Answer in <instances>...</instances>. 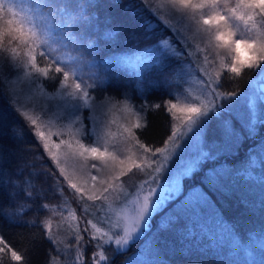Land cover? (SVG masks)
Masks as SVG:
<instances>
[{"label":"trees","instance_id":"obj_1","mask_svg":"<svg viewBox=\"0 0 264 264\" xmlns=\"http://www.w3.org/2000/svg\"><path fill=\"white\" fill-rule=\"evenodd\" d=\"M44 2L60 5L65 2L77 4L81 0ZM96 3L97 7L92 11L99 16V31L89 29L85 33V39L81 40L85 49L89 42L94 45L92 55H86L71 45H54L55 51L51 58H59L65 49L70 50L73 58L81 57L80 61L73 65L75 75L67 67L72 64V60L58 59L60 66L70 71L66 85L80 82L83 87H87L97 83L95 76L99 75L106 81L102 85L107 89L103 93V99L136 102L139 97L145 100L144 103L162 104L159 113L154 117L149 111L146 112V116L149 112L148 126L142 131L141 137L149 146L159 147L170 133L172 119L170 113L165 111L167 102L170 101L169 95L184 88L178 79V73L175 74L173 70L165 67L161 70L160 67L154 66L143 71L141 78V68L139 70L120 61L107 64L103 61H107L115 50L124 52L146 49L159 45L165 39L176 43L173 29L165 23L166 20H171L167 13L157 9L155 0H96ZM232 3L234 5L235 0H232ZM17 4L30 7L28 0H18ZM4 26V22L0 21V28ZM24 28L28 29L25 25ZM107 32H115V35L106 37ZM45 51L47 52V47ZM219 56L222 55L217 56V61ZM224 57L225 62H228L229 56ZM93 60L98 62V66H92ZM168 60L170 65L181 70V62L174 56L170 55ZM37 63L41 67L44 66L39 56ZM216 67L218 68V64ZM250 70L245 69L240 77L222 78L223 90H235L240 92V95ZM27 72L28 69L19 71L14 66L6 68L3 75L10 84L0 85V144L3 145V155L0 158V235H3L10 246L23 257L21 261H15L11 259L10 253L0 254V264H48L52 242L45 224L37 225L35 222H42L41 217L53 216L55 207L59 208L61 204L60 188L66 195L69 189L62 182L55 161L44 149V142L37 135V128L31 124L28 117L37 118L39 130L42 131V121L48 117L56 103L64 100L66 92L71 89L61 87L62 74H54L55 78L50 80L43 76L39 79L27 76ZM51 82L54 83L53 88L50 87ZM139 84H142L140 89ZM3 88H10L15 94L8 95ZM56 89L60 91L58 95L45 96V93ZM88 90L96 98L98 92L100 95L99 88L96 91ZM22 94L28 98V102ZM242 97L244 98L243 95ZM44 106H47V109L42 117ZM246 109L249 118L250 113L247 107ZM223 118L232 120L233 125L243 131L236 109L231 108L223 114ZM214 119L215 121L206 127L207 144H213L220 138L219 120L215 117L211 120ZM209 151L213 150L209 148ZM213 160L215 159L202 160L199 168L183 180V191L179 198L170 202L163 211L154 214L148 229L131 242L126 251L113 255L109 264H128L127 261L133 258H136L137 264H150L155 260L165 261L166 264H264V125L258 126V131L252 138L245 135L239 147L224 153L217 158L216 163H213ZM211 169L216 170L212 176L227 170L228 173L236 174V178H232L233 181L230 178L221 179L225 194L214 196L213 201L202 205L200 215L195 221L189 212L181 215L175 223H170L168 218L174 215L181 201L186 200L190 194L193 195L192 189L201 188L202 192L210 195L206 184L209 182L208 174ZM59 185L60 188L57 187ZM29 193L32 195L29 196ZM191 202L194 203L195 199ZM19 205H23V210L31 206L35 211L31 209L30 216H36V219L25 220L29 214H21L23 210L19 211ZM75 206L78 207V204ZM41 207L45 208L44 211H40ZM14 211L19 212L14 220H9L4 215L5 212ZM77 215L86 225V216L78 212ZM56 219L58 218L53 216L52 220ZM165 224L169 226L164 228ZM189 228L194 229L195 236H188ZM88 259L86 257L85 264Z\"/></svg>","mask_w":264,"mask_h":264},{"label":"snow or ice","instance_id":"obj_2","mask_svg":"<svg viewBox=\"0 0 264 264\" xmlns=\"http://www.w3.org/2000/svg\"><path fill=\"white\" fill-rule=\"evenodd\" d=\"M18 0H0V17L11 14L16 16L18 13L14 10L17 7ZM22 2V0H21ZM30 7L28 8L29 15L23 17V21L32 25L27 30L24 28L22 21L7 20L3 28H0V85L10 84V81L3 75L6 68L11 66L16 67L19 71L28 69L27 76L48 77L54 79V74H62L63 80L60 81L61 87L71 89L66 92V96L71 103L68 108L66 119L70 118L73 124L79 125L78 131L81 137L74 142L69 138H63V133L59 142H55L50 136H47L44 131H40V125L37 118L29 116L31 124L36 126L37 135L44 142L43 147L48 151L55 163L60 166L59 173L64 177V180L83 201L85 214L88 212L89 204L99 202L103 206L111 199L115 203L120 198L124 191V177L132 173L134 170L143 171L148 179L144 180V184L148 186L147 195L142 198L136 197L132 208L123 214L122 224L119 220L115 223L109 219L108 230L101 231L95 224L92 225V236L95 237L96 246L100 248L96 252L88 264H109L110 258L105 255L104 246L115 244L116 248L113 252H123L130 241L138 238L137 234L146 231L149 227L151 217L163 211L164 208L172 201H175L182 194V185L179 179L174 182L160 184V175L166 170V163L172 159L177 149L182 146L176 141L188 136H192L189 140L199 139L206 130V126L210 118L215 117L219 120L220 138L215 141L217 151H206L202 153L204 160L217 159L224 153L232 151L239 147L243 142L245 135L252 138L258 131V126L264 125V118H261L256 110L254 103H250L249 118L237 129L232 120L223 118V114L231 109L232 98L237 96V92L223 90L222 78L240 77L245 69H255L261 78V83L264 85V33H259L256 36L245 38L248 31L264 28V0H235L233 5L232 0H166L172 15L176 18L177 24H172L170 21H165L172 27L176 34V43H181V48H177L170 40L161 41L163 51L152 56L149 54L147 59L137 57L136 66L141 68V78L143 71L149 70L151 67H160L163 70V56L168 54L174 56L178 62H183L187 59L189 53L188 48L192 45L188 43L196 34L200 35L201 42L205 43V48L200 49L199 44L196 45V51H204L207 53L204 56L203 63L208 67L217 65V56L215 50L224 49L226 53H231V59L225 62L224 56H219L218 69L214 72H209L204 69L206 80L201 79L199 83L202 86L205 99L198 103L186 104L178 106L171 101L167 102L166 111L171 114V117L179 122L172 128L171 134L164 141V147L149 146L142 142L137 135V130L147 128L148 120L146 112L150 108L161 109L162 104H141L139 112H131L136 117L134 123L128 124L123 129L125 143H131L135 148L143 153V156H137L135 159L132 154L121 153L116 155L115 152H109L105 147L101 148L85 144L84 138L88 136L85 122L91 117L83 110L89 113L97 110V106L103 107V93L107 91L102 87L106 81L99 75L95 76L97 83L83 87L80 82H74L72 85H66L65 82L69 79L70 71L75 75L73 65L77 64L81 57L73 58L72 64L67 65L70 71H66L64 67L58 63V57L52 59V54L55 51V46L68 47L73 46L84 52L86 55H92L94 45L89 42L87 49H83L81 40L84 39L85 33L89 29L99 31V16L92 9L97 7L96 0H81L80 3L72 4L65 2L63 4L46 3L44 0H28ZM163 5H161L162 7ZM258 18V19H257ZM39 20V25L36 20ZM17 25L13 27V25ZM183 25V26H180ZM244 29L240 39H236V33ZM191 34V35H190ZM115 32L105 33L106 37L114 36ZM187 45V47H184ZM247 50L248 55L241 56V46ZM47 47V52L45 51ZM209 55L212 59H209ZM37 56L41 58V67L37 63ZM47 57V58H46ZM199 59V57H197ZM104 64L109 61H103ZM93 67L98 66V62H91ZM227 74H231L228 76ZM99 88L100 96L97 100L92 99L91 92ZM142 88V84L138 85V89ZM8 95H14V91L10 88L2 89ZM261 99L264 100V91L261 92ZM131 111V109H129ZM27 115V113H25ZM143 121V123H141ZM142 134V133H141ZM97 139H100L97 134ZM172 143L174 148L169 149L168 144ZM64 146L73 154L74 158L80 161L79 171L81 173L82 184L78 185L73 182V177L68 175L66 169L61 166L58 150ZM55 149V150H54ZM3 155V145L0 144V158ZM91 170L96 171V175L91 173ZM216 170L209 171L210 184H219V180L223 177L217 173V178L212 176ZM171 174V173H170ZM188 172L185 171L184 175ZM86 177V178H84ZM159 189V191H157ZM32 193H29L31 196ZM208 198L201 192L200 199L194 203L189 200L181 201V205L176 209L174 215L169 219L170 223H175L181 215L191 213V218L195 221L201 212L202 205H207ZM19 211L23 210V205L18 206ZM9 220H14L19 215L18 211L4 213ZM169 225H163L167 228ZM50 228V225H49ZM116 229V231H113ZM86 230V227H85ZM49 231V236L51 237ZM188 236H195V231L192 228L188 229ZM107 237V239H105ZM84 237L76 235L74 244L79 245ZM92 243L90 239L88 241ZM71 246V245H69ZM11 259L21 261L23 257L14 250L3 235H0V254L8 255ZM85 264L82 259V251L78 246L75 253V261L73 264ZM150 264H166L165 261L155 260Z\"/></svg>","mask_w":264,"mask_h":264},{"label":"rangeland","instance_id":"obj_3","mask_svg":"<svg viewBox=\"0 0 264 264\" xmlns=\"http://www.w3.org/2000/svg\"><path fill=\"white\" fill-rule=\"evenodd\" d=\"M5 2L6 3L9 2V0H5ZM155 4H157L158 10L162 11L163 13H167L166 15L170 18L171 20L170 22L172 24H177V20L172 15V12L168 7L166 0H155ZM161 5L163 6L161 7ZM28 8L29 7L20 6L19 4H17V7L14 10L18 14L16 16H12L11 14L3 15L2 17H0V21L4 22V24H6V21L10 19L14 21H22L23 24L29 28L32 25L28 24L26 21H23V17L29 15ZM36 24L39 25L38 19L36 20ZM16 26L17 25L15 24L13 25V27ZM243 33H244V29L241 28V30L236 33L235 38L240 39ZM257 33L258 34L264 33V28H259L258 26V29L248 31L245 38L253 37ZM165 40H169V39H165ZM170 42L174 44L178 49L181 48V45L183 44V42L181 43H173L172 41ZM188 43H190L192 47L188 48L187 51L192 54L189 55L185 61L181 62L182 67L179 74V76L182 78V80L181 79L180 80L184 88L182 91L179 90L176 92H172L171 95H169L170 101L172 103L178 104V106L198 103L200 100L205 99L202 86L199 83L201 79L204 80L207 79V77L204 74V69H207V71L209 72H214L215 70H219L216 67L217 65L213 67H208V65L203 63L204 56L207 53H205L202 50L199 52L196 51L197 44H199L200 49L205 48V43L201 42V38L199 34H196L192 40L188 41ZM184 47H187V45H184ZM65 50L66 51H64L59 56V60L61 61L73 60L70 50L69 49H65ZM162 51L163 49L160 43L155 47L152 46L146 49H135L132 51H124V52L122 51L121 55L118 57V61L123 62L124 65H129L140 70V67L136 66L137 57H140L142 59H147L149 57V54H151L152 56H156L160 54ZM215 51L222 56H229L227 57L228 61L231 59L232 54L226 53L224 49H216ZM247 55L248 52L246 49H244L242 45L241 56L244 57ZM169 56L170 54L163 56L162 57L163 61H166L167 58V62H168L170 60V59L168 60ZM197 57H199V59H197ZM209 59H212L211 55H209ZM113 61L117 63L116 58H114ZM113 61L112 63H114ZM248 76L249 77H247V80L243 84V88H244L242 90L243 92H241L240 95H238L240 92H237L238 96L232 98L231 108L236 109L237 116L241 120H246L248 118L246 107L248 108L250 113L249 105L250 103H254L257 114L261 118H264V100L261 99V92L264 91V85H262L261 83V78L257 74V70L251 69L249 71ZM49 84L50 87L52 88L54 87L53 82ZM39 85H41V82L39 83ZM42 93L44 94L45 92ZM59 93L60 91L56 89L54 91L45 93V96L52 97L54 95H58ZM242 95L244 96V98L242 97ZM23 96L26 97L25 95ZM99 96L100 95L98 92L97 97ZM238 97L240 98L236 101L235 98ZM63 98L64 100L54 105V109L50 111L48 117L45 118L41 123L42 131H44L47 136H50L51 139L57 143L61 138V136L59 135V133L61 132L63 133V138L65 139H68L69 133H71V139L73 140V142L81 137V133L80 131H78L79 125L73 124L70 118L68 119L65 118L68 115V108L71 101L66 96V94ZM92 99L97 100V98L93 95H92ZM26 100L28 102L27 97ZM103 101H104L103 107H100L98 105L97 110L94 112L89 113L86 109L83 110L87 115L91 117L85 122L88 131V136L84 138L85 144H90L91 146L99 147L101 148L102 151L104 150L105 147H107L109 152H115L116 155L121 156V159H123L121 153L132 154L134 159L137 156L142 157L143 153L140 152L137 148H135L133 144L131 143L126 144L124 142L125 136L123 134V129L128 124L135 122L136 117L133 116L131 112H139L140 105L145 104L144 103L145 100L138 97L136 102L134 100L132 102L128 100L115 101L108 99H103ZM46 109L47 106H44L43 110L41 111L42 117L44 116L43 114L46 113L45 112ZM129 109H131V111ZM148 111L151 113V116L153 117L154 115L159 113L158 112L159 110H155L154 108H150ZM38 113L39 111L36 112L37 115ZM166 113L168 112L166 111ZM148 114H147V118H148ZM171 119L172 120H171L169 135L171 134L172 128L176 127L179 124L177 120L173 119L172 117ZM211 119L212 118L209 119L208 124L210 122L215 121V119L214 120ZM141 123H143V121H141ZM236 128L239 129V127ZM145 129L146 128L137 130V135L140 137V139L142 137L141 133ZM97 134H99L100 136L99 140L97 139ZM205 135H206V130L199 139L193 138L189 140V137L192 136V134L189 133L188 136H185L183 137V139L176 141V143L181 144L182 147L180 149H177L176 153L172 156V159L166 163V170L160 175L159 178L160 184L169 183L171 186V182H174L176 179H179L183 189V180L185 179V177L191 176L192 173L197 168H199L201 161L204 160L202 153L209 151V148H211L213 151H217L215 143L213 144L206 143ZM141 140L142 142H144L143 139ZM159 147H164V142ZM168 148L172 149L174 148V145L172 143H169ZM58 154H59V159L61 161V166H63L66 169L68 175H71L73 177V182L77 183L78 185L82 184L81 173L79 171V164H80L79 159L74 158L73 154H71L69 150H66L64 146H61V149L58 150ZM56 166L59 169L60 166H58L57 164ZM89 171H91L93 175L97 174L95 170L89 169ZM185 171L188 172L187 175H184ZM218 174L222 176L223 177L222 179L224 180H227L229 178L227 170ZM215 175L217 176V174ZM123 179L125 181L124 191L117 202L112 203L110 199L109 202H106L103 206H101L99 202L93 204L91 201H89L87 202L89 204L88 212L87 214H85L83 208L84 202L80 200L79 196L68 185V183L64 180V177L62 176L61 179L62 182H64L69 189L66 187L68 189V191H66L68 195H66L65 192L61 190L60 188L61 185L57 186L60 188V193L62 194L61 195L62 198L59 208L55 207L56 209L55 212H53V216L58 219L54 221L52 220L53 216L51 217L46 216V217H41L42 222L39 220H37L36 222L29 221L30 223L35 222L37 225L45 224L47 228L48 236H49V231L52 234L51 237L49 236L52 242V252L48 256L50 257V261L48 262V264H73V262L75 261L76 248L78 246L82 251V259L85 261L86 257H88L89 258L88 262L92 259V257L96 252L100 251V248L96 246L95 237L92 236V231H93L92 225L95 224L98 229H101V231H107L109 224L108 217L111 218V221L113 223L119 220L123 224L124 223L122 218L123 214L127 212L130 208H132L133 202L136 200V197L140 196L142 198L144 195H147L148 192V186L144 184V180L148 179V177L145 175L143 171L134 170L132 173L128 174ZM64 186L65 185H62V187ZM157 191H159V189H157ZM76 204H78V207L75 206ZM74 208L77 211H75ZM31 209L33 212L35 211L33 208H31V206H29L27 208L25 207L23 213H21V214L24 213L29 214V217H26L25 220L36 219V216L34 218L30 216L32 215V213L30 212ZM77 212L79 214L86 216L87 218L86 225H84L81 222V219H79ZM113 231H116V229H113ZM143 232L144 231L137 234L138 238L143 234ZM77 234L84 237V240L81 241L79 245L73 243ZM90 239L93 241L92 243L88 242ZM105 239H107V237H105ZM133 241H130L129 244ZM128 246L125 247L124 249L125 251L127 250ZM115 248H116L115 244H112L110 246L105 245L104 246L105 255L109 256V258L111 259V257H113V255L117 253V252H113V249ZM137 262L138 261L136 260V258L127 261L128 264H137ZM76 264H79V262H76Z\"/></svg>","mask_w":264,"mask_h":264},{"label":"bare ground","instance_id":"obj_4","mask_svg":"<svg viewBox=\"0 0 264 264\" xmlns=\"http://www.w3.org/2000/svg\"><path fill=\"white\" fill-rule=\"evenodd\" d=\"M84 39H85V37H84ZM83 39V40H84ZM82 48L83 49H85V44H83V41H82ZM84 45V46H83ZM84 53V52H83ZM121 55V52H120V50H115V52H112L110 55H109V58L107 59V61H109V62H112L113 61V59L114 58H116L117 59V61H118V57ZM165 62V64L163 65V67H165V69H168V70H173V72L176 74V72L178 73V75L180 74V71L181 70H178V68L177 67H174V66H172V65H170L169 63H170V61H168L167 62V59H166V61H164ZM168 63V64H167ZM179 80L181 79L182 80V78L179 76V78H178ZM247 120H241V124H243V123H245ZM217 162V159H215V160H213V163H216ZM228 176H229V178H230V180L231 181H233L232 180V178H236V174H232V173H228ZM214 178H217V176H213ZM207 189H208V191H209V193H210V195L212 196H210L208 193H204L206 196H207V198H208V203L209 202H211V201H213V197L214 196H220L222 193H224L225 192V188H223V185H222V180L220 179L219 180V184H210V181L209 182H207ZM199 190H201V191H199ZM199 191V192H198ZM192 192H193V195H194V197H193V195H189L188 197H187V200H189V201H192L193 199H195V201H197V200H199L200 199V194H201V192H202V189L200 188V189H192ZM225 194V193H224ZM44 209L45 208H42L40 211H44ZM130 245V244H129ZM129 247V246H128Z\"/></svg>","mask_w":264,"mask_h":264}]
</instances>
